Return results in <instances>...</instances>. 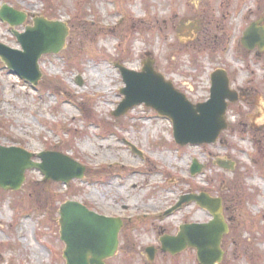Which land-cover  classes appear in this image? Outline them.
<instances>
[{
    "label": "rangeland",
    "instance_id": "374dc122",
    "mask_svg": "<svg viewBox=\"0 0 264 264\" xmlns=\"http://www.w3.org/2000/svg\"><path fill=\"white\" fill-rule=\"evenodd\" d=\"M198 1L0 0V8L26 15L15 27L0 20V43L11 49L21 50L14 33H24L35 18L68 29L63 49L39 59L35 86L0 62V146L21 148L35 162L41 152L66 154L84 167L82 179L67 185L41 184V173L30 170L19 190L0 189V264H65L58 209L67 201L125 220L118 249L104 264H198L195 249L170 255L159 243L183 224L211 220L195 202L166 214L193 193L221 201L228 231L218 264H264V50L240 52L241 60L236 54L246 26L263 19L257 28H264V0H224L229 23L220 21L215 29L202 21L199 33L181 38L175 28L199 16ZM229 30L235 38L224 62L211 45L221 46ZM148 59L192 104L208 98L210 70L229 71L232 88L242 95L229 104L227 130L216 143L179 147L170 121L143 105L112 117L124 86L114 65L140 72ZM193 160L202 169L191 176ZM217 160L234 162V170L220 169ZM45 194L44 209L39 203ZM147 247L156 251L153 261Z\"/></svg>",
    "mask_w": 264,
    "mask_h": 264
},
{
    "label": "water",
    "instance_id": "95a60500",
    "mask_svg": "<svg viewBox=\"0 0 264 264\" xmlns=\"http://www.w3.org/2000/svg\"><path fill=\"white\" fill-rule=\"evenodd\" d=\"M25 18L24 14L5 5L0 9V19L11 27L23 24ZM256 25H250L242 38V44L248 50H252L256 44L262 49L264 47V28H257ZM15 36L21 50L11 49L0 43V61L11 73L35 86L41 78L39 59L42 55L58 54L63 49L68 29L62 22L35 18L32 26L26 27L24 33H15ZM116 67L124 83V88L120 90L124 98L112 112L114 118L143 104L171 121L174 142L182 147L212 144L226 129L225 98L228 96L222 82L212 88L208 101L192 104L153 69L151 59L143 63L140 73L118 65ZM32 157V154L20 148L0 146V188L19 190L27 170H39L46 181L63 184L83 177L84 167L60 153L42 152L37 155L40 163L33 162ZM217 164L224 169L233 168V164L224 165L220 161ZM201 169L202 166L193 161L190 173L198 174ZM187 202H196L206 209L212 220L206 224L184 225L175 237H163L162 251L174 255L187 247L194 248L199 264L219 263L222 259L219 245L223 235L227 233V226L221 217L220 200L212 199L206 194L188 195L181 197L167 213ZM59 225L60 240L65 245L63 258L66 264H104L103 261L112 257L117 249L121 222L88 211L80 203L67 201L60 206ZM146 252L148 259L152 261L154 250L148 248Z\"/></svg>",
    "mask_w": 264,
    "mask_h": 264
},
{
    "label": "flooded vegetation",
    "instance_id": "af4514ba",
    "mask_svg": "<svg viewBox=\"0 0 264 264\" xmlns=\"http://www.w3.org/2000/svg\"><path fill=\"white\" fill-rule=\"evenodd\" d=\"M215 3L216 2L214 0L212 2L209 0L208 3L202 2V1L199 0L198 3L195 4V8L200 11L199 16L197 18H194L191 21L190 20H186L185 22L184 21L183 22L180 21L179 24L175 28L176 33L178 35H180L181 38H185L187 36H190V34H192V33L194 35L196 33H199L201 31L200 23L202 21H207L208 24L214 25L215 29L219 26V22L220 21L224 22V20H226L225 24H226V22H228V20L230 21V16L228 18L229 13L225 12V8H227V5L225 4L224 0L220 1V3H216V4ZM229 7H230V4L228 5V8ZM215 10H218V11L216 12ZM204 12H206V13L213 12V13H211L212 14L211 16H207L205 18L203 16ZM262 20L263 19L257 20L255 22H251V23L259 24ZM247 27L248 26H246L244 28V31L246 30ZM221 31H222V29H221ZM244 31L241 34V38H242V35H243ZM213 33H214V36H212L211 38L214 39V41H215V39L217 38V35H218V31L217 30H213ZM234 38H235V36H230V30H229L226 33L225 39L222 41L221 46L218 45V44H215L212 41V45L211 46L216 47V50H215V52L217 51L216 55L219 56L220 59H222L224 62H225V57L227 56V54H226L227 46L230 43H232ZM241 38H240V40L238 42V46H240V51L237 50L238 52L237 53L235 52L238 55L240 60H241V57L239 56V55H241L240 52H242V53L249 52L248 49L243 46ZM219 40H221V38H219ZM188 45H190V44L187 43V42H184V46L185 47H187ZM254 48H256L258 50V52H261V51L264 50V47L262 49V47L258 46L257 44L255 45ZM207 77H208L207 84H208V87H209L208 96H209V92L211 94L212 88L215 87V86L220 85V82H222V85H223L222 87H224V89L226 90L227 96H228V97L225 98V102L227 103V109H228L229 104L237 103L239 96L241 97V95H242V92L239 89H233L232 88V84H231L232 83V78H231L228 70L226 71L225 69L215 68L213 70H210L207 73ZM183 84L186 85V82H184ZM177 89L179 90V88H177ZM227 109H226V113H227ZM124 221L122 220L123 227L126 225Z\"/></svg>",
    "mask_w": 264,
    "mask_h": 264
},
{
    "label": "trees",
    "instance_id": "16d2710c",
    "mask_svg": "<svg viewBox=\"0 0 264 264\" xmlns=\"http://www.w3.org/2000/svg\"><path fill=\"white\" fill-rule=\"evenodd\" d=\"M41 184H43V183H41ZM42 191H44V190H42ZM40 199H41V201H40L39 205H40V207H42V208L45 209V208L47 207V204H46V203H47V202H46V199H47V198H46V194L43 195V197H41ZM41 202H43L44 204L41 203Z\"/></svg>",
    "mask_w": 264,
    "mask_h": 264
}]
</instances>
